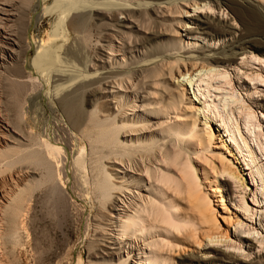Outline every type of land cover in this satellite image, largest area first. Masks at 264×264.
Wrapping results in <instances>:
<instances>
[{
    "label": "bare ground",
    "instance_id": "obj_1",
    "mask_svg": "<svg viewBox=\"0 0 264 264\" xmlns=\"http://www.w3.org/2000/svg\"><path fill=\"white\" fill-rule=\"evenodd\" d=\"M26 3L0 0L4 112L26 119L37 89L66 134L47 119L48 132L0 147L22 185L0 190V264L38 189L64 237L63 222L76 225L87 261L79 250L74 264H264V55L245 46L264 45V0H73L81 44L100 13V64L40 47L41 70L27 72ZM5 118L0 137L15 132Z\"/></svg>",
    "mask_w": 264,
    "mask_h": 264
},
{
    "label": "rangeland",
    "instance_id": "obj_2",
    "mask_svg": "<svg viewBox=\"0 0 264 264\" xmlns=\"http://www.w3.org/2000/svg\"><path fill=\"white\" fill-rule=\"evenodd\" d=\"M27 1L29 3L28 4L26 3L27 5L26 11L24 12L25 14L24 30H22V31L26 30V38H23V37L21 38L22 54H23L21 62H22V67L24 71L27 72V67L33 68L36 62L38 63L39 70H41L40 64L37 58L38 50L40 47L45 48L46 53L48 52L47 54L54 56L56 53H59L61 54V56L65 57L66 59L72 60L74 63L78 59L73 56H71L73 57L71 59L70 55H72V53L77 55L78 58L81 57V55L82 56L86 55L89 57L93 56L94 61L99 62L98 55H100V42H99L100 34L98 32H100V15L98 14L100 13H97L93 10L89 13L90 14L89 21H90V24L93 25L94 33L92 34L93 36L90 38V40H88L85 43L82 42L81 44V42L74 40L75 38H74V33L72 31V27L67 21L66 16H65L66 8L68 7L69 3L72 2L73 0H27ZM263 12L264 10L261 11V15H263ZM255 33H256V37L264 41V27H262L258 31H255ZM77 42H79L80 45ZM245 46L247 50L255 51V53L264 55V45L262 46L251 45L249 46L250 48H248V45H245ZM70 50L72 51V53H70ZM1 72L2 71H0V73ZM1 76L2 74H0V77ZM44 79H46L48 82L46 86L48 90L46 89V91L48 92L52 91L54 83H51V81L47 77L46 78L44 77ZM67 90H69V88H67L66 91ZM36 91L38 90L35 89L34 91L35 93H34L32 90L33 93L30 95L29 100L26 101L24 105L28 110V115H27L28 117L27 116L25 117L26 119L23 120L24 122L23 121L17 122L18 120L14 118V115L11 114V112L9 114L7 113L8 115L5 114L6 112H4L3 100L5 97V94H4L1 80H0V94L2 93V95H0V113L3 114L4 118L6 116H9L8 119L5 118V122L6 120H7V123L9 121L8 123L9 127L13 131L15 130L14 133L10 132V134L8 132H4L5 135H3V137H0L1 149L5 148V146L6 148L7 146H9L10 148L11 146H15L16 141H14L10 137L11 135L18 139H21V137H24L23 135H27L28 131H31L32 128H33L32 132H35L38 130L39 132H44V129H46V131L48 132L47 124H45V121L47 119L50 120V132L52 131L54 132L55 130L56 131L58 130L57 132L56 131L54 132L56 134H54L53 132L50 134L57 135V136H54L55 138H57L61 134H62V137L65 136L66 128H63L65 126V123L64 121H62L63 118L61 114L58 113L59 111L56 108H51L50 106L41 104L43 99H40L39 96H37ZM45 102H48V101L46 100ZM34 106L35 107L37 106L38 109L35 108ZM40 113H42V115H40ZM59 116H61L60 119H59ZM38 117L39 118L41 117V118L39 119ZM54 117L56 120H54ZM30 118L31 119L34 118V120L36 121H34L33 119L31 120ZM31 121H33L34 124L36 123L35 124L36 127ZM56 121H59V123H57ZM25 122L27 123L26 126L24 124ZM22 123L24 125H22ZM3 126H5V124H3ZM40 126L42 127L44 126L43 127L44 129ZM37 127L38 128L40 127V128L38 129ZM58 127L59 128L62 127L61 128L62 131L61 129H56ZM51 129L53 130L51 131ZM60 137H58V139H60ZM62 137L61 139H63ZM60 141L63 142V140H60ZM16 157H17V153L11 152L9 153V156L6 157L5 160H9L10 158L11 160L12 159L16 160ZM4 162L5 161H3V163ZM18 163L19 162L15 161L11 164V166L8 165L9 167L5 164H1L2 166L0 165V187H1L0 190L2 191L4 190L5 195H8L12 191H14L18 186H22L18 179L19 177L18 169L20 168V164ZM4 180L6 182H4ZM30 198L32 199H30L29 200L30 202L28 201L26 204L27 211L25 212L23 211L22 216L21 214L19 216V219H18L19 221L17 225L19 229L17 230L16 228L17 232L14 234L13 238L11 237L12 239L9 240L7 238L9 241H7V239L5 240V242L7 241L3 246L5 250L4 252L5 254H3L4 256H2L3 258L1 260L3 264H6V263L8 264H65L67 261H71V264H74L77 259L76 253L79 250L83 252V261H87V257H86L87 251L85 247H83V244L78 243L79 240H77L76 238L77 233H76L75 223H73L69 219L67 222L68 224L66 223V221L63 222L65 224H63L64 228L62 227V230L64 232L68 231L67 236L68 237L71 236L70 240H68L69 238L64 237V234L62 233V231L56 226L55 221L52 217L53 215L51 216L52 212L54 211L53 207L51 206L50 203H47V202H50L49 200L45 199L46 201H44V195L42 194V192L39 189L35 190L32 192ZM2 200L6 201L7 199L4 196ZM44 202L46 204H44ZM50 206L52 207L51 209L49 208ZM45 207H47V209ZM216 208L218 211L221 212V209H219V207H216ZM48 209H50L51 211L49 210V212H47ZM65 227H67L68 230ZM111 231H112L111 228H107L105 232H108L111 234L112 233ZM68 242L69 244L67 245ZM69 245L70 246L72 245V246L70 247ZM69 248L70 249L72 248V249L70 250ZM6 259H8V261Z\"/></svg>",
    "mask_w": 264,
    "mask_h": 264
}]
</instances>
